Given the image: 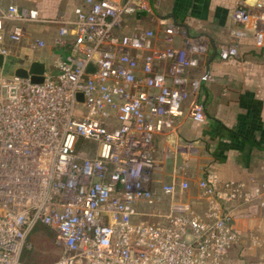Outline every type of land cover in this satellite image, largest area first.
Listing matches in <instances>:
<instances>
[{
	"label": "built area",
	"instance_id": "1",
	"mask_svg": "<svg viewBox=\"0 0 264 264\" xmlns=\"http://www.w3.org/2000/svg\"><path fill=\"white\" fill-rule=\"evenodd\" d=\"M86 4L62 21L55 43L68 53L45 67L41 83L14 74L23 67L27 25L41 22L39 13L0 6V55L16 60L12 74L0 69V264H27L21 255L37 224L55 232L59 253L47 264H224L240 234L217 193L224 190L223 202L246 203L253 196L245 185L206 175L198 182L202 215L174 198L186 179L163 183L160 193L151 187L155 135L172 127L190 93L210 78L208 69L190 76L208 37L166 16L157 17L158 31L118 36L125 16L153 13L149 1ZM229 18L232 38L264 46V0H234ZM27 46L45 48L36 37ZM236 54L232 43L217 50L221 61ZM190 116L205 121L201 102ZM162 202L165 211L138 209Z\"/></svg>",
	"mask_w": 264,
	"mask_h": 264
},
{
	"label": "crops",
	"instance_id": "2",
	"mask_svg": "<svg viewBox=\"0 0 264 264\" xmlns=\"http://www.w3.org/2000/svg\"><path fill=\"white\" fill-rule=\"evenodd\" d=\"M148 1L153 13L138 11L125 16L116 34L124 35L145 28L158 31L157 17H169L174 22L185 24L191 35L203 33L208 37L207 51L198 58L199 66L191 70L190 76L197 77L204 69L210 71V78L197 91L191 92L189 98L184 101L183 113L174 118L172 127L155 135L156 168L151 187L160 193L163 183L173 179H186L188 188L182 193L177 192L174 198L189 203L194 211L202 215L207 206L199 197L198 182L202 178L213 174L222 182H242L245 191L251 194L253 199L246 203L240 200L223 202L220 199L224 193L222 189L217 193L221 202L220 210L225 214L230 213L232 227L238 233H245L252 227L260 228L263 249L245 248L244 244L245 252L240 254V258L239 250H236L235 246L228 251L224 264H235L239 261L257 262L259 258L264 257V219L261 218L262 211L257 210L256 204H252L257 196L250 178L254 176L255 181L261 183L264 189V172L261 171L264 166V46L255 48L249 44L241 47L244 53L240 59L246 61L244 66L232 60L218 59V47L229 44L232 40L229 11L234 0ZM210 1L214 2V5L210 6ZM11 5L14 4L0 2V6L4 8ZM24 5L37 6L40 14L45 12L53 15L57 12L69 15L75 6L87 7L85 0H26ZM23 6L19 5L24 8ZM43 7L50 11L43 12ZM48 28L49 26L40 23L27 28L18 64L26 67L31 61H40L45 67H49L56 56L68 53L67 47L62 48V52L58 54L52 46L36 50L28 48V40L50 37L52 32ZM254 86H259L257 95ZM195 102H201L204 107V122H196L190 116L191 105ZM175 169L178 171L175 172ZM258 197L264 200V190L260 191ZM167 207V202H162L151 207L138 206V209L155 212L165 211ZM148 220L161 222L154 217Z\"/></svg>",
	"mask_w": 264,
	"mask_h": 264
},
{
	"label": "rangeland",
	"instance_id": "3",
	"mask_svg": "<svg viewBox=\"0 0 264 264\" xmlns=\"http://www.w3.org/2000/svg\"><path fill=\"white\" fill-rule=\"evenodd\" d=\"M86 1V0H85ZM1 3H12L14 5H16L17 7L23 6V2H26V0H0ZM214 5V2L210 1V6ZM216 5V4H215ZM22 7H19L20 9H26V10H34L36 12L39 13V16L41 18V22H37L34 23L32 22L31 24L27 25V28L30 27V25L33 24H45V26H49V30H51V35L50 37L48 36V38H41V37H37L39 40H42V42L44 43L45 48L48 46H52L55 48V51L58 53H60V51L62 52V48L66 47V44H56L55 42H57L58 40H61V38L58 36L60 29L63 27L62 25V21L64 20H69L72 18H74V10H76L77 8L82 9L83 7L81 6H75L73 8V11L71 14H67L64 12H57L56 14H48L45 13L44 11L48 12L50 11L47 7H43V12L47 15H45L44 13L41 12L40 14V9L36 8L37 6H29L27 7V5H24ZM53 21L49 22V21ZM50 23V24H49ZM220 26V25H218ZM47 29V28H46ZM65 41V39H64ZM231 43L237 48V54L235 56L234 59H232V61L236 62V63H242V65L244 66V64H246V61L244 59H240L242 58L241 55L244 53L242 51L243 47L248 46L249 44L252 45L253 47L255 46V48H257L258 46H256V41L254 39H251L250 37H243V38H232ZM242 47V48H241ZM44 48V49H45ZM259 48V47H258ZM55 52V54H56ZM240 59V60H239ZM15 59H7L4 67H3V72L7 73V74H12L13 73V68H14V63H15ZM231 61V60H230ZM247 67V66H246ZM258 73V72H257ZM258 83V81H256ZM255 89V95H257L259 92V86H254ZM261 171L264 172V166L262 167ZM255 177L252 176L250 178V182L252 183V187H254L255 191H256V195L257 197H255V199L252 201V204H256V208H258L257 210H261L262 214H264V200L258 197L260 191L264 190L261 185V183L259 184L257 181H255ZM261 214V218L264 219V215ZM261 218L259 217V221H261ZM261 230L260 228H254L252 227L251 229H249L247 232L245 233H239L240 234V243L237 246V248H235L236 250H239V256L240 258H242L240 256V254H244L245 252V248L247 247H251V248H260L263 249V246L261 244ZM246 244V246L244 245ZM245 246V248H244ZM264 251V250H263ZM59 253V249L55 244V232L54 230H52L50 227L45 226V225H40L38 226V228L33 229L32 233L29 236V239L27 240V245H26V251L24 252V259L25 262L28 264H47L53 260L56 259V257L58 256ZM238 254V253H237ZM232 255V252H231ZM233 257V256H232ZM244 258V257H243ZM232 263V262H231ZM235 264H264V257L263 259L259 258V260L257 262H253L251 261L250 263H242V262H235Z\"/></svg>",
	"mask_w": 264,
	"mask_h": 264
},
{
	"label": "water",
	"instance_id": "4",
	"mask_svg": "<svg viewBox=\"0 0 264 264\" xmlns=\"http://www.w3.org/2000/svg\"><path fill=\"white\" fill-rule=\"evenodd\" d=\"M5 59L3 55H0V69L4 67ZM93 67L91 65H88L87 71H92ZM44 72H45V64L40 61H32L30 62L27 69L23 67H19L14 70V74L18 77H29L30 80L33 83H41L44 78ZM77 100L82 101L83 96L82 94H77Z\"/></svg>",
	"mask_w": 264,
	"mask_h": 264
},
{
	"label": "trees",
	"instance_id": "5",
	"mask_svg": "<svg viewBox=\"0 0 264 264\" xmlns=\"http://www.w3.org/2000/svg\"><path fill=\"white\" fill-rule=\"evenodd\" d=\"M40 225H43V224H37V225H35V227L33 228V229H36V228H38V226H40ZM33 229H32V231H33ZM32 231H31V233H32ZM30 233V234H31ZM30 234H29V236H30ZM29 236H28V239H29ZM27 239V240H28ZM26 251V248L23 250V252H22V255H21V260L22 261H24L25 262V259H24V252ZM26 263V262H25ZM28 264V263H27Z\"/></svg>",
	"mask_w": 264,
	"mask_h": 264
}]
</instances>
